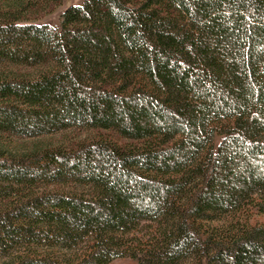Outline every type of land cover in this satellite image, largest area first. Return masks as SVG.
I'll return each mask as SVG.
<instances>
[{"label":"trees","instance_id":"trees-1","mask_svg":"<svg viewBox=\"0 0 264 264\" xmlns=\"http://www.w3.org/2000/svg\"><path fill=\"white\" fill-rule=\"evenodd\" d=\"M62 2L0 0V264H264V0Z\"/></svg>","mask_w":264,"mask_h":264},{"label":"rangeland","instance_id":"rangeland-1","mask_svg":"<svg viewBox=\"0 0 264 264\" xmlns=\"http://www.w3.org/2000/svg\"><path fill=\"white\" fill-rule=\"evenodd\" d=\"M84 2L85 0H63L60 5L52 6L46 12L39 14L37 23L55 27L60 23L61 16L67 8L83 5ZM14 70L24 71L22 68H14ZM100 138L115 139L123 143V140H120L112 132H102L96 129H69L51 135H41L32 138L3 135L1 137V147L14 155L20 156L45 149L71 150L84 142ZM39 191L74 192L85 196H93L95 190L92 186L87 185L48 184L41 186ZM111 264H136V262L129 258H118L112 261Z\"/></svg>","mask_w":264,"mask_h":264}]
</instances>
